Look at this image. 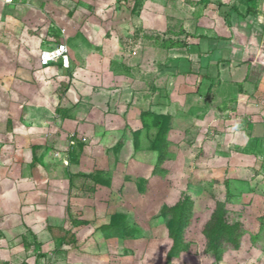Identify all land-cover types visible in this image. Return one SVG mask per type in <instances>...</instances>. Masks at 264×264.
Wrapping results in <instances>:
<instances>
[{
    "label": "crops",
    "instance_id": "0c3cea01",
    "mask_svg": "<svg viewBox=\"0 0 264 264\" xmlns=\"http://www.w3.org/2000/svg\"><path fill=\"white\" fill-rule=\"evenodd\" d=\"M37 29L59 35L67 66L54 65L77 74L64 85L60 122H53L70 130L58 152L35 135L49 123L28 84ZM139 29L186 39L138 41L126 53L136 69L120 76L106 66L93 76L99 51L118 45L117 33ZM147 113L169 115L176 135L193 127L228 130L231 142L252 154H239L237 168L245 174L242 161L255 159L258 170L250 174L261 177L264 0H0V264H156L165 228L159 206L132 219L156 161L143 154L145 131L154 129L143 124ZM116 145L131 153H114Z\"/></svg>",
    "mask_w": 264,
    "mask_h": 264
},
{
    "label": "rangeland",
    "instance_id": "374dc122",
    "mask_svg": "<svg viewBox=\"0 0 264 264\" xmlns=\"http://www.w3.org/2000/svg\"><path fill=\"white\" fill-rule=\"evenodd\" d=\"M178 1L179 5L182 6L186 5L187 2L201 3L204 0ZM58 36L53 34L47 36L40 29H37L32 44H30L35 45L32 52L34 58L37 59L41 46L43 48L46 45L57 43ZM47 39L49 40L47 41ZM185 39L186 37L178 31L173 33L143 32L139 29L125 34L117 33L118 45L111 44L104 51H99L101 63L96 66L97 68L93 67L92 74L96 78L97 74L103 75V72H106V66L112 74L115 73L120 76L123 72H128L129 68L136 69V66H130L126 53L128 50L133 52V46L138 49L140 46L138 41L150 45L167 46L170 41L181 44ZM135 41L137 45H132ZM87 54L89 56L90 52L88 51ZM90 58H92L91 55ZM82 60H84L82 69L85 70L86 60L84 56ZM34 73V79L32 78V81L28 83L35 93L32 104L49 110V123L45 124L44 128L37 131L35 135L36 138L45 137L46 140L54 143L53 147L55 146L54 148L58 152L57 147L67 144V133L70 131L68 128L62 129L59 124H54L60 122L57 119V114L62 107L60 106V96L65 90L64 85L71 86L74 82H71L70 79H76L77 74L75 72L61 73L56 65L41 68L38 64ZM83 75L85 78L88 76V74ZM97 87L105 88L102 82H99ZM137 94H139L136 95L138 98L142 92H137ZM159 116L169 117L171 120L169 115L161 114ZM170 120L159 122L158 126L162 128L161 130L145 131L148 135H144L143 140L147 151L143 154L145 159L149 161H151V155H156V161L151 177L143 183L144 187L148 188L147 191L144 194L136 195L138 205L136 207L141 210L139 212L132 210V219L147 218L145 216L150 215L152 209H156L158 206L157 214L159 215L160 209L167 201L177 199L179 196L182 197L185 193L188 206H190L189 213L193 215L195 222L205 217L209 223L211 219L216 217L219 208H222L221 210L229 215L228 220L235 224L233 232L238 234L237 236L241 241L240 250L229 252L228 246L222 245L218 252L224 254L225 257L224 260L216 264H264V170H259L261 177L250 174L258 170L256 168L258 163L255 159L242 161L246 167L245 174L240 168V170L237 168L240 164L239 154H248L247 156L252 154L246 153L238 146L236 147L230 140L229 134L231 132L228 130H220L217 126H205L201 129L193 127L179 130V134L176 135ZM121 142H118V145ZM118 145L114 146V153L121 152L126 155L131 153L126 151L124 146L119 147ZM158 154H160V160H157ZM162 213L163 215L160 217L164 219L166 224L171 212L167 210L165 214L163 211ZM189 243L191 252L183 253L182 260L185 259L187 264H197L198 256L195 254V244Z\"/></svg>",
    "mask_w": 264,
    "mask_h": 264
},
{
    "label": "trees",
    "instance_id": "16d2710c",
    "mask_svg": "<svg viewBox=\"0 0 264 264\" xmlns=\"http://www.w3.org/2000/svg\"><path fill=\"white\" fill-rule=\"evenodd\" d=\"M54 64L51 63L47 67H52ZM164 120L168 122L170 119L151 113L143 115V124L148 129L161 130L162 128H159L158 124ZM160 154H158L157 160H160ZM187 201V196L183 193L182 197L167 201L160 209L159 215L157 214V216L163 215L162 211L165 214L167 210L171 212L170 218L166 220L163 241L155 258L156 264H183L182 254L190 251L189 242L195 244V254L198 256L197 264H216L224 260V254L218 252L222 245L228 246L229 252L240 250L241 241L238 234L233 232L235 224L228 220L229 215L221 210L222 208L217 209L216 217L209 223L205 217L195 222L193 215L189 213L190 206Z\"/></svg>",
    "mask_w": 264,
    "mask_h": 264
},
{
    "label": "built area",
    "instance_id": "2783aa9c",
    "mask_svg": "<svg viewBox=\"0 0 264 264\" xmlns=\"http://www.w3.org/2000/svg\"><path fill=\"white\" fill-rule=\"evenodd\" d=\"M57 61L67 66V47L64 42L59 41L50 48L39 50L37 57L39 67L44 68Z\"/></svg>",
    "mask_w": 264,
    "mask_h": 264
}]
</instances>
